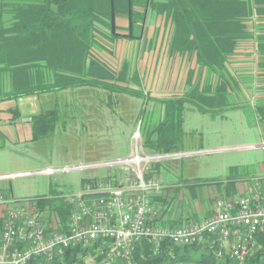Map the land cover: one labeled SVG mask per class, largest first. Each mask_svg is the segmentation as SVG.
Here are the masks:
<instances>
[{
	"label": "trees",
	"instance_id": "16d2710c",
	"mask_svg": "<svg viewBox=\"0 0 264 264\" xmlns=\"http://www.w3.org/2000/svg\"><path fill=\"white\" fill-rule=\"evenodd\" d=\"M150 1L0 0V103L86 86L100 87L112 94H128L103 81L108 79L106 75L109 71L94 53L101 45L96 36L101 33L99 27H102L114 41L140 39L144 14L136 9L146 8ZM151 5L153 9L167 12L176 28L175 42L188 50L196 47L200 66L215 75L216 82H219V88L217 86L211 95L214 98L194 93L186 99L166 103L167 117L146 139L145 147L153 154L176 153L181 149L182 138L178 139L176 134L177 129L182 134L186 102L193 103V97L198 95L209 109L221 106V100H225L228 106L226 96L232 92L228 93L223 86H227V63L241 42L256 39L258 68L264 75V27L259 29L257 37L247 28V21L254 16L264 18V0H165L162 3L152 2ZM121 16L130 19L131 28L127 34L120 32L116 25V19ZM92 71L103 73L104 78H93L90 75ZM254 110L264 122V99L254 105ZM11 112L17 120L18 110L15 108ZM33 124L34 140L47 137L56 129L57 112L52 118L47 114L34 117ZM164 131L169 134H163ZM239 178L233 177L225 182L204 181L201 184L225 190L226 194L217 200L233 199L237 195L235 186ZM97 180L86 182L91 184ZM32 201L47 215L51 231L67 229L72 212L69 201L59 195L37 197ZM154 202L166 204L160 194L154 196ZM52 214L57 215L58 226L53 225V217L49 216ZM174 226L172 224L171 227ZM108 247L102 241L88 247L72 246L57 254L52 261L34 258L29 264H103ZM219 252L218 239L211 235L186 246L167 240L157 246L142 240L134 246L132 264H264V228L253 235L243 261L232 258L227 249L222 250L221 255ZM113 264L125 263L118 260Z\"/></svg>",
	"mask_w": 264,
	"mask_h": 264
},
{
	"label": "rangeland",
	"instance_id": "374dc122",
	"mask_svg": "<svg viewBox=\"0 0 264 264\" xmlns=\"http://www.w3.org/2000/svg\"><path fill=\"white\" fill-rule=\"evenodd\" d=\"M120 18L126 20L123 27L117 24V20ZM247 22V28L255 31L253 34L257 37L259 29L264 27V18L254 16ZM116 25L124 34H127L131 28L130 19L127 16L118 17ZM149 25V22L143 23V30L144 27L148 29ZM99 31L102 34H97L96 37L101 45L99 50H94V53L99 52L105 68L109 71L106 75L108 79L105 81H114L115 84L112 85L120 90L131 94H140L145 101L150 102L146 103L147 106L149 105L148 113H146L147 118L145 115L144 118L136 120L138 124L134 128L135 119L122 118L124 115L121 114L118 119L110 122L107 120L106 126L99 132L78 129V135L75 136L54 135L48 144L47 151L40 149L42 143L37 142L35 148L40 149L39 152H35L33 148H25L8 142L4 145V141L0 137V177L14 176L0 179V191L8 197L22 201L59 195L70 202L88 184L87 180L107 179L120 173L118 167L91 166L97 162H113L119 157H126L127 153L125 152L129 147V138L133 129H139L143 148L147 154L161 155L153 154L145 147L146 139L158 127L159 113L156 114V112L160 110V104L155 100H158L156 98H159L160 93L155 87L149 88L140 85L139 90L130 88L128 75L133 76V79H140L143 76L146 83L148 73L145 74L144 69H141V74H139L136 62H134L133 49L126 53L119 47V50L114 51L113 62L109 61L108 58L113 54L115 43L128 39L114 41L107 36L104 28L99 27ZM242 47L248 48V53L233 55L230 58L232 64L227 67L225 74L227 86L223 84L224 89L228 93L232 92L231 96H226L229 101L228 106H219L212 110L201 100L195 103H185L182 117L184 123L181 127V143L182 141L183 143L180 151L197 154L177 160L168 158L149 166L148 175L163 181L161 196L166 197L165 203L168 207L163 205L160 212H169L170 216L176 218L175 222L177 223L174 227L205 221L215 200L210 195H201L191 199L184 198L179 195L181 191L179 184L166 182L165 180L168 178L174 179L182 185H198L203 181H226L241 176H250L252 179L264 176V122L254 110V105L264 99V75L263 71L258 68L259 56L257 55L256 39L244 42ZM204 77L207 82L203 87L188 86L183 94L186 97L194 93L214 94L219 85V82H213L217 80L216 76L208 71L206 74L201 71V78ZM181 89L178 88L179 91ZM178 90L173 94H179ZM69 92L60 91L50 93L49 96L65 95ZM105 92H109V90H105ZM25 98L28 97L21 99ZM59 104L61 107L62 103ZM229 105L239 107L232 108ZM123 106L127 111L129 110L127 103ZM138 111L140 112V110ZM147 120L150 121L148 127ZM146 130L147 133H145ZM93 144H99L100 149H106L105 153H102V158L89 160L85 157V147ZM47 169H53L56 172L52 175H22V173L30 171ZM162 171H164V179L161 176ZM212 187L216 186H206V188ZM49 216L53 217L52 219L58 226L57 215Z\"/></svg>",
	"mask_w": 264,
	"mask_h": 264
},
{
	"label": "built area",
	"instance_id": "2783aa9c",
	"mask_svg": "<svg viewBox=\"0 0 264 264\" xmlns=\"http://www.w3.org/2000/svg\"><path fill=\"white\" fill-rule=\"evenodd\" d=\"M168 158L172 157L147 154L140 134H134L130 154L105 166L118 167L120 173L86 185L70 200L72 212L62 232L51 231L47 215L34 201H19L0 191V264H29L34 258L52 261L67 248L98 241L109 246L103 264L118 260L132 264L134 246L142 240L186 246L205 235L217 237L219 255L227 249L232 258L243 261L253 235L264 228V176L253 179L249 194L218 199L210 219L163 227L153 224L160 214L154 196L161 193L162 182L148 171L151 164ZM55 172L47 169L40 174Z\"/></svg>",
	"mask_w": 264,
	"mask_h": 264
},
{
	"label": "crops",
	"instance_id": "0c3cea01",
	"mask_svg": "<svg viewBox=\"0 0 264 264\" xmlns=\"http://www.w3.org/2000/svg\"><path fill=\"white\" fill-rule=\"evenodd\" d=\"M164 1L165 0H151L147 4L146 8L136 9L140 12H142L143 10V22H149L150 24L147 27L148 29H145L146 27H144L143 30L142 28L140 39H128L117 41L114 45L113 54L110 55L108 58L109 61L113 62V55L115 54L114 51L119 50V47L123 49L126 53L128 50L133 49L134 62H136V68H138L139 74H141V69H144L145 74L148 73V78L147 82L145 83L143 76H141L140 79L134 76L137 79H133V76L128 75V80L130 81L129 85L131 87H127L139 90V86L142 85L144 87H155L157 89V91L160 93L159 98H156L158 100H155V102H158L160 104V110L156 112V114L159 113L158 125L162 124L167 117L166 103L168 101L186 99V96L183 93L186 91V88L188 86L203 87L204 84L207 82L205 77L201 78V71H204V74H206L207 69H202V67L200 66L196 47H192L188 50L184 46H181L178 42H175L174 39H176L177 33L175 25L172 23V18L167 15V12L165 10L153 9L151 7L152 2L162 3ZM125 22L126 20L122 18L117 20V24L120 27H123V24ZM250 31L251 33H255V31L253 30ZM244 42L246 41H243L239 44L235 54L248 53V48L242 47V44ZM95 54L104 63L102 58L99 56V52L96 51ZM230 58L227 63V67L232 64ZM190 72L191 75L189 76ZM90 75L93 76V78H104L103 73L100 72L92 71ZM216 81L217 80H214L213 82ZM108 82L110 84H115L114 81ZM179 87L182 88L180 91L178 90ZM177 90L180 93L173 94ZM66 91L70 92L66 93L65 95L56 94L53 96H49V94H45L41 96H32L16 101H6L0 103V110L2 111L0 115V137L2 141H4V145L6 144V142H8L11 144L20 145L25 148H33L35 152H39L40 149H42L43 151H47L48 144L54 135L63 134L65 136H75L78 135V129H86L99 132L106 126L107 120H109L110 122L111 120L118 119L120 118L119 116L121 114L124 115L122 118H134L135 128L138 124L136 120L141 119V117L144 118V116L146 115V113H148L149 110V105L147 106V104H149L150 102H148L147 100L145 101L144 97L140 94H137V96H135V93L131 94L130 92H128V94L122 95L119 93L112 94L110 92H105V89L103 88L92 86H86ZM197 94L200 95L201 93ZM210 96L211 95H209V98ZM229 96H231V94H229ZM211 97L214 98L213 96ZM193 99L195 101L199 100L198 102H200V98L198 97V95L196 97H193ZM59 103H62L61 107H59ZM126 103L127 107H129L128 111L126 110L125 106H123V104ZM226 103L227 102L225 100L220 101L221 106H225ZM15 108L18 110V121H14V115L11 112V110ZM138 110H140V112ZM54 112H57V125L55 131L47 137H44L40 140H34L33 118L41 114L50 115V117L52 118ZM149 117L150 116L148 114V118ZM147 121L148 127L150 121ZM147 130L149 129L147 128ZM147 130L145 133H147ZM177 131L178 132L176 135L179 137L177 138H182V134L179 133L178 129ZM169 132L173 131L170 130ZM136 133L140 134L139 129H133L130 135L129 147L125 152L127 153L126 157L130 154L132 138L133 135ZM163 134L168 135L169 133L168 131H164ZM36 142L42 143V147L39 150L35 148ZM99 147H101L99 146V144L86 146V150L84 151L85 157L89 160H96L102 158V153H105L106 149H100ZM194 154L197 153H184L183 151H179L176 153H167L161 155L169 156L172 157L170 159L177 160L181 159L182 157L191 156ZM123 158L119 157L115 161ZM109 163L111 162H97L91 167H105ZM40 172L42 171H30L27 173H22V175L40 174ZM173 174L175 175V173ZM163 175L164 171H162V178ZM253 179L254 178L251 179L250 176H241L235 186L237 190V195H235L234 198L249 194L253 187ZM165 181L179 184V187L181 188L179 195L184 198L187 197L191 199L199 197L201 195H210L216 201L217 198L226 194V191L220 190L218 186L206 188L205 185L201 184L202 182H199L198 185H182L176 180L170 178ZM161 182L163 183L162 180ZM163 198L165 199L166 197ZM213 203V207L211 208L207 217H205L206 220L210 219L215 213L216 204L215 202ZM156 205L160 210L161 208H163V204ZM164 206L166 207L167 205L164 204ZM175 221L176 218L174 216H170L169 212H160L159 217L155 219L153 224L163 227H171L172 224L177 223Z\"/></svg>",
	"mask_w": 264,
	"mask_h": 264
}]
</instances>
